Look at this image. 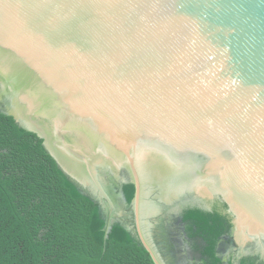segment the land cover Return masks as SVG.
<instances>
[{
    "label": "water",
    "instance_id": "95a60500",
    "mask_svg": "<svg viewBox=\"0 0 264 264\" xmlns=\"http://www.w3.org/2000/svg\"><path fill=\"white\" fill-rule=\"evenodd\" d=\"M0 88V112L106 201V235L98 176L125 170L163 264L140 208L174 174L264 254V0H0Z\"/></svg>",
    "mask_w": 264,
    "mask_h": 264
},
{
    "label": "trees",
    "instance_id": "16d2710c",
    "mask_svg": "<svg viewBox=\"0 0 264 264\" xmlns=\"http://www.w3.org/2000/svg\"><path fill=\"white\" fill-rule=\"evenodd\" d=\"M134 193L132 184L123 186L127 208ZM225 210L183 213L199 264H234L218 250L231 228ZM106 226V213L65 176L42 140L0 112V264H154L137 234L114 222L106 235Z\"/></svg>",
    "mask_w": 264,
    "mask_h": 264
},
{
    "label": "flooded vegetation",
    "instance_id": "af4514ba",
    "mask_svg": "<svg viewBox=\"0 0 264 264\" xmlns=\"http://www.w3.org/2000/svg\"><path fill=\"white\" fill-rule=\"evenodd\" d=\"M0 92L4 93L1 88ZM24 92L25 89L17 88V93ZM173 176L174 174L166 176L164 189L158 188L157 179L154 184L155 189L149 187L146 196L144 192V201L140 208V231L163 264H199L198 256L192 250V243L185 234L183 213L186 209L194 208L209 211L213 206L221 207L225 204L220 199H195L186 187L179 185V177ZM97 181L100 189L114 203L113 214L120 219L117 222L137 234L133 210L131 206L127 208L123 196V186L132 184L127 172L125 170H120L118 173L108 171V174L103 176L100 174ZM94 197L95 201L103 202L108 206L99 193L96 192ZM224 213L231 218V228L229 235L218 245L223 260L227 262L231 256L234 264H238L242 258L258 256L259 261H264V254L257 249V246L253 247L234 238L233 219L227 207Z\"/></svg>",
    "mask_w": 264,
    "mask_h": 264
}]
</instances>
